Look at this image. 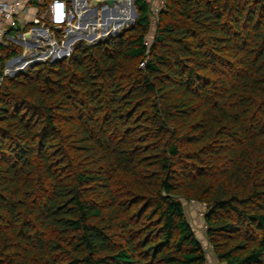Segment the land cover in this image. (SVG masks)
Here are the masks:
<instances>
[{"label":"trees","instance_id":"trees-1","mask_svg":"<svg viewBox=\"0 0 264 264\" xmlns=\"http://www.w3.org/2000/svg\"><path fill=\"white\" fill-rule=\"evenodd\" d=\"M134 5L13 76L0 43V264H264V0Z\"/></svg>","mask_w":264,"mask_h":264},{"label":"built area","instance_id":"built-area-1","mask_svg":"<svg viewBox=\"0 0 264 264\" xmlns=\"http://www.w3.org/2000/svg\"><path fill=\"white\" fill-rule=\"evenodd\" d=\"M94 1L0 0V43L26 45L32 52L26 55L33 57L31 61L17 57V60L7 63L5 74L11 76L7 73V67L11 70L12 67L18 68L13 76L34 63L56 62L70 57L76 45L97 44L131 28L138 19L134 0H113V5L108 4L110 0H97V7L93 6ZM144 2L150 8L151 24L155 27L159 16L167 10V0ZM17 17L22 21L24 32L14 38L6 25L15 28Z\"/></svg>","mask_w":264,"mask_h":264},{"label":"rangeland","instance_id":"rangeland-1","mask_svg":"<svg viewBox=\"0 0 264 264\" xmlns=\"http://www.w3.org/2000/svg\"><path fill=\"white\" fill-rule=\"evenodd\" d=\"M48 1H51V0H48ZM6 29L8 30L10 36H12L14 38H17L18 33L24 32L23 26H22V21L19 19V17H17L15 19V28L12 27L11 25L7 24ZM18 42H22V40H18ZM15 45H17L23 49V54H21L19 56V58L21 57L20 60H24V61H31L32 60V58H33L32 55H30V56L26 55V54H32V52H30L31 48L27 47L26 45L22 46L19 43L15 44ZM17 70H18V68L12 67V70H11L10 67L9 68L7 67V73H9L11 76H12L13 72H16ZM184 204H185V208H186L187 217L189 218V221L192 224L193 229H194L197 237L203 243L206 227L202 223L201 217H202V212L204 211V207L200 206V205L191 206V205L186 204V202H184ZM204 247L206 248L205 245H204ZM207 254H208V257L210 258V261L208 264H216L214 257H212V254H210L208 252V249H207Z\"/></svg>","mask_w":264,"mask_h":264},{"label":"water","instance_id":"water-1","mask_svg":"<svg viewBox=\"0 0 264 264\" xmlns=\"http://www.w3.org/2000/svg\"><path fill=\"white\" fill-rule=\"evenodd\" d=\"M113 3H114L113 0H110V1L108 2L109 5H113ZM97 4H98V1L95 0V1L93 2V6H94V7H97ZM136 16H137V13H136ZM17 59H18V58L14 59V60H12V61H10V62H8V64H10L11 62H13V61H15V60H17Z\"/></svg>","mask_w":264,"mask_h":264},{"label":"bare ground","instance_id":"bare-ground-1","mask_svg":"<svg viewBox=\"0 0 264 264\" xmlns=\"http://www.w3.org/2000/svg\"><path fill=\"white\" fill-rule=\"evenodd\" d=\"M36 33H37V31H36ZM37 34H38V35H37ZM37 34H36V37H38V36H39V33H37Z\"/></svg>","mask_w":264,"mask_h":264}]
</instances>
